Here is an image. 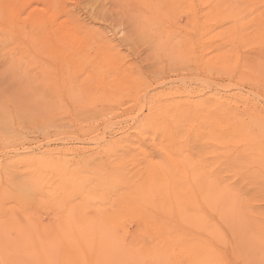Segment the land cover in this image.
<instances>
[{
  "label": "rangeland",
  "instance_id": "rangeland-1",
  "mask_svg": "<svg viewBox=\"0 0 264 264\" xmlns=\"http://www.w3.org/2000/svg\"><path fill=\"white\" fill-rule=\"evenodd\" d=\"M262 262L264 0H0V264Z\"/></svg>",
  "mask_w": 264,
  "mask_h": 264
},
{
  "label": "bare ground",
  "instance_id": "bare-ground-1",
  "mask_svg": "<svg viewBox=\"0 0 264 264\" xmlns=\"http://www.w3.org/2000/svg\"><path fill=\"white\" fill-rule=\"evenodd\" d=\"M50 11H49V13H50ZM55 17L56 16H54L53 18H55ZM182 117H184L182 114H177L176 112H173L171 114L170 119L171 118L172 119H171V126L170 127H171L172 130H175L177 128H180V127H183V126L186 125V117H184V118H182ZM158 167H159V165L157 164L156 168L158 169ZM158 175L162 176L160 173H158ZM152 179L156 180V179H159V178L156 175V176L152 177ZM128 183H129V186L124 184V186H127V188H126V190L124 192H122V194H129L128 195V199H132L134 194H130V193L131 192L132 193L135 192L134 188L136 186H135V183H133L132 181H128ZM156 188H157V186H154L153 192H152V195H151V199L149 197H146V196L144 197L142 194H140L144 198V200H146L147 202H151L150 208L148 207L147 209H143V212L140 215L143 216V219H144L145 223L147 224L148 228H150V229L153 228V230H155L156 232H163L164 236L170 241L177 240L180 237V233H179V230H178L177 226L173 222V218L170 216L172 214V211H171V209L168 210V209H166V208H164L163 206L160 205L159 198L156 195ZM120 189H122V187H120ZM138 195H139V193L137 194V196ZM179 211H181V209H178V212ZM179 214L180 213H178V215ZM25 229H26V227H25ZM34 230H35V228H34ZM26 231L28 233V230H26ZM29 232L31 234V231H29ZM18 233H20V231H18ZM25 236H27V238H28V235H25ZM31 239H33V237ZM29 242H31V241H29ZM30 244H33V243L31 242ZM40 245L42 246V244H40ZM207 254H208V252H207ZM208 258H209V256H208Z\"/></svg>",
  "mask_w": 264,
  "mask_h": 264
},
{
  "label": "snow or ice",
  "instance_id": "snow-or-ice-1",
  "mask_svg": "<svg viewBox=\"0 0 264 264\" xmlns=\"http://www.w3.org/2000/svg\"><path fill=\"white\" fill-rule=\"evenodd\" d=\"M262 264H264V262H262Z\"/></svg>",
  "mask_w": 264,
  "mask_h": 264
}]
</instances>
